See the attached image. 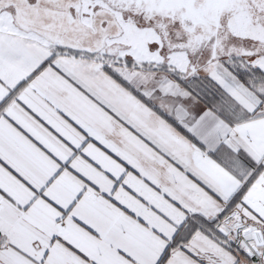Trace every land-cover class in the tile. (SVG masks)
<instances>
[{"label":"snow or ice","instance_id":"6c2138e0","mask_svg":"<svg viewBox=\"0 0 264 264\" xmlns=\"http://www.w3.org/2000/svg\"><path fill=\"white\" fill-rule=\"evenodd\" d=\"M0 264H264V0H0Z\"/></svg>","mask_w":264,"mask_h":264}]
</instances>
